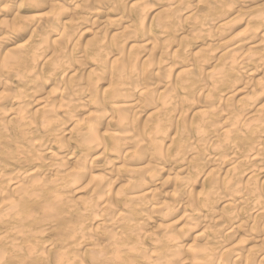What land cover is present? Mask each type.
<instances>
[{
    "label": "clouds",
    "instance_id": "1",
    "mask_svg": "<svg viewBox=\"0 0 264 264\" xmlns=\"http://www.w3.org/2000/svg\"><path fill=\"white\" fill-rule=\"evenodd\" d=\"M0 264H264V0H0Z\"/></svg>",
    "mask_w": 264,
    "mask_h": 264
}]
</instances>
